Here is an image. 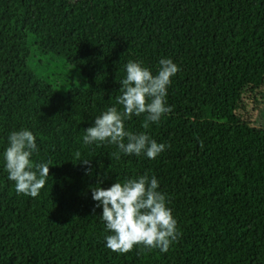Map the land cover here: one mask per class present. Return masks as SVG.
<instances>
[{"label": "trees", "instance_id": "trees-1", "mask_svg": "<svg viewBox=\"0 0 264 264\" xmlns=\"http://www.w3.org/2000/svg\"><path fill=\"white\" fill-rule=\"evenodd\" d=\"M162 58L180 69L172 111L125 128L168 147L116 159V145H85L95 117L122 110L127 62L155 75ZM263 106L264 0H0V264H264V128L250 122ZM21 129L32 161H51L36 198L4 168ZM145 173L180 236L167 252H112L91 188Z\"/></svg>", "mask_w": 264, "mask_h": 264}, {"label": "clouds", "instance_id": "clouds-1", "mask_svg": "<svg viewBox=\"0 0 264 264\" xmlns=\"http://www.w3.org/2000/svg\"><path fill=\"white\" fill-rule=\"evenodd\" d=\"M125 68L126 76L120 81L121 94L116 97L122 110L111 106L95 117L94 125L84 130L83 143L116 145L119 151L112 154L116 159L121 153L155 159L168 146L157 143L144 132L137 134L126 130L125 121L133 115L145 114L143 127L147 129L150 123H159L170 113L172 108L167 104V90L172 77L180 69L169 58L159 61L155 75L139 62L129 61ZM34 152H38L36 137L28 129L12 131L3 152L4 168L8 179L14 182L16 193L32 198H36L45 187L51 164V161L33 162ZM80 155L78 151L76 157ZM100 183L91 188L92 199L97 202L95 207L102 208L100 218L105 231L111 233L105 237L106 247L112 252L126 254L138 245L167 252L178 240L177 221L167 207L166 194L158 191L159 182L155 176L149 177L145 173L108 188L101 187Z\"/></svg>", "mask_w": 264, "mask_h": 264}, {"label": "rangeland", "instance_id": "rangeland-1", "mask_svg": "<svg viewBox=\"0 0 264 264\" xmlns=\"http://www.w3.org/2000/svg\"><path fill=\"white\" fill-rule=\"evenodd\" d=\"M69 1L74 2L76 0H69ZM55 72L57 73V70H55ZM250 122H251L252 126H254L258 129L264 128V106L261 107L259 112L252 115Z\"/></svg>", "mask_w": 264, "mask_h": 264}]
</instances>
